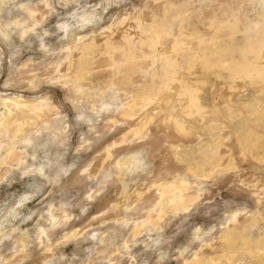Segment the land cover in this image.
Returning a JSON list of instances; mask_svg holds the SVG:
<instances>
[{
    "label": "rangeland",
    "instance_id": "obj_1",
    "mask_svg": "<svg viewBox=\"0 0 264 264\" xmlns=\"http://www.w3.org/2000/svg\"><path fill=\"white\" fill-rule=\"evenodd\" d=\"M0 264H264V0H0Z\"/></svg>",
    "mask_w": 264,
    "mask_h": 264
}]
</instances>
